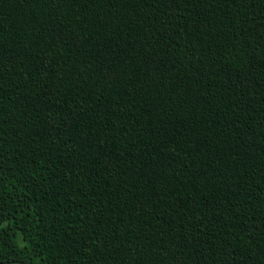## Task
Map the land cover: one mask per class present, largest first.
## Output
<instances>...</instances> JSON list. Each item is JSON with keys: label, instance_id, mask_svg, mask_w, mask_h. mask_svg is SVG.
Masks as SVG:
<instances>
[{"label": "trees", "instance_id": "16d2710c", "mask_svg": "<svg viewBox=\"0 0 264 264\" xmlns=\"http://www.w3.org/2000/svg\"><path fill=\"white\" fill-rule=\"evenodd\" d=\"M0 264H264V0H0Z\"/></svg>", "mask_w": 264, "mask_h": 264}]
</instances>
